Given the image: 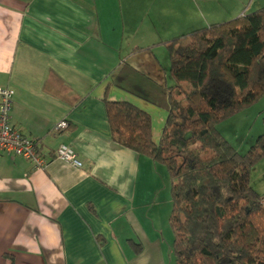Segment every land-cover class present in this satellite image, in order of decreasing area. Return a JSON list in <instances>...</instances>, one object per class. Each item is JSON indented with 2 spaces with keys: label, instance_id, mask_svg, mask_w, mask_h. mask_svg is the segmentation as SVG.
I'll use <instances>...</instances> for the list:
<instances>
[{
  "label": "crops",
  "instance_id": "obj_1",
  "mask_svg": "<svg viewBox=\"0 0 264 264\" xmlns=\"http://www.w3.org/2000/svg\"><path fill=\"white\" fill-rule=\"evenodd\" d=\"M262 6L0 0V86L14 90L11 123L51 158L41 169L0 152V264H176L167 169L111 138L105 99L147 111L158 141L164 102L145 98L172 80L168 51L154 43ZM61 119L68 126L55 130ZM60 143L81 168L53 157ZM250 182L264 203V173Z\"/></svg>",
  "mask_w": 264,
  "mask_h": 264
},
{
  "label": "trees",
  "instance_id": "obj_2",
  "mask_svg": "<svg viewBox=\"0 0 264 264\" xmlns=\"http://www.w3.org/2000/svg\"><path fill=\"white\" fill-rule=\"evenodd\" d=\"M155 44L168 51L172 80L145 98L166 110L160 137L147 111L105 99L111 138L166 167L176 264H264L263 194L250 182L264 157V117L244 152L218 128L264 96V6Z\"/></svg>",
  "mask_w": 264,
  "mask_h": 264
},
{
  "label": "built area",
  "instance_id": "obj_3",
  "mask_svg": "<svg viewBox=\"0 0 264 264\" xmlns=\"http://www.w3.org/2000/svg\"><path fill=\"white\" fill-rule=\"evenodd\" d=\"M13 96L14 90L11 87L0 86V152L23 157L35 168H45L51 158L42 152L38 140L24 134L11 123ZM67 126V121L61 119L55 124V130L65 129ZM53 157L68 162L75 168L82 166L73 148L66 143H60L55 148Z\"/></svg>",
  "mask_w": 264,
  "mask_h": 264
},
{
  "label": "rangeland",
  "instance_id": "obj_4",
  "mask_svg": "<svg viewBox=\"0 0 264 264\" xmlns=\"http://www.w3.org/2000/svg\"><path fill=\"white\" fill-rule=\"evenodd\" d=\"M263 117L264 96L257 103L220 122L218 128L232 145L243 152L254 143L256 137L262 132ZM260 173H264V157L253 166L251 174L253 182ZM168 190L170 189L167 186L164 191L167 195Z\"/></svg>",
  "mask_w": 264,
  "mask_h": 264
}]
</instances>
